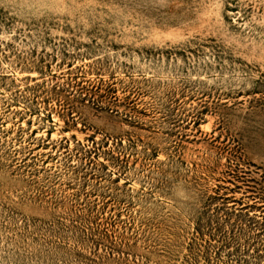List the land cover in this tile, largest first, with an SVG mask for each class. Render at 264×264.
Listing matches in <instances>:
<instances>
[{"label":"rangeland","instance_id":"obj_1","mask_svg":"<svg viewBox=\"0 0 264 264\" xmlns=\"http://www.w3.org/2000/svg\"><path fill=\"white\" fill-rule=\"evenodd\" d=\"M0 264H264V0H0Z\"/></svg>","mask_w":264,"mask_h":264}]
</instances>
